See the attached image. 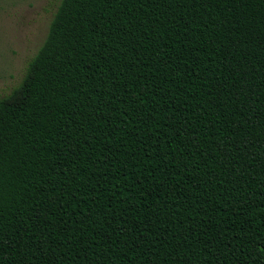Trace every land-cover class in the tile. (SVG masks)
I'll use <instances>...</instances> for the list:
<instances>
[{"label": "trees", "instance_id": "obj_1", "mask_svg": "<svg viewBox=\"0 0 264 264\" xmlns=\"http://www.w3.org/2000/svg\"><path fill=\"white\" fill-rule=\"evenodd\" d=\"M0 264H264V0H61L0 99Z\"/></svg>", "mask_w": 264, "mask_h": 264}, {"label": "rangeland", "instance_id": "obj_2", "mask_svg": "<svg viewBox=\"0 0 264 264\" xmlns=\"http://www.w3.org/2000/svg\"><path fill=\"white\" fill-rule=\"evenodd\" d=\"M61 0H0V99L18 87Z\"/></svg>", "mask_w": 264, "mask_h": 264}]
</instances>
